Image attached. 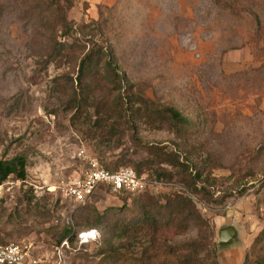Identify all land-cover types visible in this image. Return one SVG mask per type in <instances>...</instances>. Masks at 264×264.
<instances>
[{
  "label": "rangeland",
  "instance_id": "rangeland-1",
  "mask_svg": "<svg viewBox=\"0 0 264 264\" xmlns=\"http://www.w3.org/2000/svg\"><path fill=\"white\" fill-rule=\"evenodd\" d=\"M1 3L0 159L24 155L28 176L0 185V245H26L41 264H57L59 240L73 231L61 264H146L145 236L83 223L86 207L116 218L127 208L139 212L136 195L101 188L85 203L67 195L85 150L100 163L158 162L151 173L162 179L149 190L161 205L175 192L191 196L204 223L192 222L171 245L201 242L200 258L217 264H244L253 249L249 264H264V239L254 247L264 231V0H76L66 39L72 55L60 65L46 59L51 31L40 20L43 4ZM82 25L98 46L82 50ZM56 37L63 40L62 31ZM99 46L150 110L174 108L191 123L172 125L161 113L155 124L137 121L134 132L96 130L94 121L111 115L119 94L130 96L101 75L81 111L73 107L80 57ZM148 145L172 155H152ZM198 170L196 193L186 179ZM229 225L239 240L219 248V230ZM110 250L117 257H103Z\"/></svg>",
  "mask_w": 264,
  "mask_h": 264
},
{
  "label": "trees",
  "instance_id": "trees-1",
  "mask_svg": "<svg viewBox=\"0 0 264 264\" xmlns=\"http://www.w3.org/2000/svg\"><path fill=\"white\" fill-rule=\"evenodd\" d=\"M75 1L38 0V4H43V8L45 7L43 9L37 6L41 8V23L43 25L48 24L51 31L50 43L45 53L47 62L49 63L60 65L72 55L71 48L73 44L69 43L66 39L73 36L71 32L75 28L73 19L70 18V11L74 7ZM2 7L3 4L0 0V12ZM89 28L90 26L88 25H82L78 30L82 38L77 37V40L83 51H85L87 43L91 42L93 46H98L94 42V35L87 32ZM59 31H62L61 38L63 40H58V37H56ZM80 58L76 77V81L79 84V93L71 100L73 107L77 111H81L83 104L87 102V96L85 95L91 89L92 79H97L101 75L110 79L109 81L115 90L125 88L128 90V95H130L128 100H125L123 94H119L110 112L111 115L107 119L94 121L96 130L105 131L110 134L119 130L121 133L124 131L134 132L138 127L137 121L155 124L159 119L158 115L161 113L162 117L164 115L165 119L171 122L172 125L183 127L191 123L188 118L182 117L174 108H165L164 111L158 109L150 110L148 100L134 93V85L115 65L111 51H107L101 46H99V49L93 47ZM141 105H144L147 109L143 111ZM147 150L152 155H172V153L166 151V147L159 148L154 145H148ZM150 161L146 159L139 162L130 161V163H126L125 160L121 161L118 159L114 164L102 162L101 165L111 171L130 167L138 175L146 176L150 182L160 181L162 178L159 174L155 175L151 173L153 172V166L157 165L158 162ZM27 167L28 161L24 155H18L12 159H0V185L10 176H15L17 179L25 181L28 176ZM200 177L198 170L195 177L190 175L186 179L188 187L192 192H199L194 186L197 183V178L199 179ZM117 193L136 195L135 204L139 212L132 208H127L124 218H116L106 217V213H100L95 207H86L83 223L88 229H96L101 224L108 223L113 230H117L123 235L141 234L145 236L149 240V244L145 248L144 259L142 256L140 260L143 259L146 264L154 261L161 264H217L216 262L207 263L200 258L201 250L203 249L201 242L195 241L193 244H187L182 247L170 244V241L176 235L186 232L192 222L200 226L204 223L191 196L185 192H175L166 198V204L161 205L160 201L154 197L149 189L142 192L121 190ZM118 212L121 211L119 210ZM106 220L108 222H105ZM75 236V232L66 231L59 240V243L64 239H67L71 243L75 239ZM263 239L264 231L258 236L254 247L257 242ZM252 250L247 254L244 264H249ZM101 254L105 258L113 259L117 257V253L111 250L101 252Z\"/></svg>",
  "mask_w": 264,
  "mask_h": 264
},
{
  "label": "built area",
  "instance_id": "built-area-1",
  "mask_svg": "<svg viewBox=\"0 0 264 264\" xmlns=\"http://www.w3.org/2000/svg\"><path fill=\"white\" fill-rule=\"evenodd\" d=\"M80 156L85 161L83 172L78 180L67 188V195L78 203L87 202L101 188H107L113 192L121 190L142 192L149 189L148 178L138 175L133 168L123 167L117 171H111L105 169L98 159L88 156L85 150H81ZM68 245V240L64 239L57 247V264L63 262V248ZM0 264H41V261L31 257L28 246L9 243L0 245Z\"/></svg>",
  "mask_w": 264,
  "mask_h": 264
},
{
  "label": "water",
  "instance_id": "water-1",
  "mask_svg": "<svg viewBox=\"0 0 264 264\" xmlns=\"http://www.w3.org/2000/svg\"><path fill=\"white\" fill-rule=\"evenodd\" d=\"M238 240H239V234L235 226L229 225L219 230V242H218L219 248L233 245Z\"/></svg>",
  "mask_w": 264,
  "mask_h": 264
}]
</instances>
